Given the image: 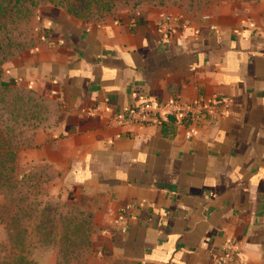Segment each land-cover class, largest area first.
I'll list each match as a JSON object with an SVG mask.
<instances>
[{
  "label": "crops",
  "instance_id": "crops-1",
  "mask_svg": "<svg viewBox=\"0 0 264 264\" xmlns=\"http://www.w3.org/2000/svg\"><path fill=\"white\" fill-rule=\"evenodd\" d=\"M37 22L36 44L1 80L56 108L17 158L47 166V192L91 213L85 264H211L227 242L264 264V0L144 6L100 22L49 4ZM172 99L217 109L189 139L171 116L111 121Z\"/></svg>",
  "mask_w": 264,
  "mask_h": 264
},
{
  "label": "trees",
  "instance_id": "trees-1",
  "mask_svg": "<svg viewBox=\"0 0 264 264\" xmlns=\"http://www.w3.org/2000/svg\"><path fill=\"white\" fill-rule=\"evenodd\" d=\"M209 1L211 0H197V2H194V8H192V6H189L192 3L185 5L183 4V0H138L132 4L131 10L144 6H162L168 4H177L183 9L188 10L187 6L191 9H196ZM42 2H48L50 5L62 8L69 14L84 21L100 22L116 13L113 9L116 7L117 0H0V32L7 27L11 19L17 18L21 20ZM64 2L67 4L65 8L63 7ZM91 8H95L99 13L92 20V17L89 16ZM3 35L7 36L6 34ZM1 36L2 34L0 35V103L3 104L1 108L6 109L9 117L5 120L2 119L0 122V194L3 198V203L0 204V221L3 222L4 227L10 230V241L7 248H4L0 244V264H34L27 256L29 250L25 245L27 229L25 228L24 222L29 223L31 220L35 221V229L40 232V236L43 235V241L46 242L49 235L45 232V222L47 220L51 222L57 211L56 208L51 210L48 202L40 206V201H36L35 197L30 198L28 196L30 193L28 188L38 187L37 194L41 195L42 192L39 185L43 183V180H45L44 183H49L52 176L47 175L46 177L44 175V178H42L41 173L31 172L44 170L43 172L51 173L44 164L43 166L45 167H40V169L31 167V169L19 172L17 166V151L19 147L29 144L33 133L37 129L46 127L41 118L30 122L29 120L32 114L30 116L27 115L26 112L29 113V109L25 111L22 105L32 101L35 103L32 107L35 109L38 107V103L48 102L45 99L38 98L33 91L21 87L17 90L2 82L1 75L5 64L22 51L31 47L14 54V52L8 51L9 48L6 47L9 44L8 38L7 42H4ZM22 91L29 94V96L24 97ZM19 118L22 121H18ZM10 122L12 123L10 124ZM18 126L26 128L24 131L21 130L19 132V136L15 137L13 131ZM14 138L17 139L14 141ZM56 200L59 201L60 198L57 196ZM70 209L76 211L79 217L81 216L80 222L83 223L75 222L74 217L68 220H62L64 229L71 225L74 231L63 233L60 239L69 241L71 237L75 236V239L78 238V240L84 243L85 251L86 249L89 251L91 249L90 236L93 231L91 213L75 205H72ZM3 216H5L6 220ZM71 252L68 250L66 243H63L57 255L59 262L67 263L71 259L69 257V253Z\"/></svg>",
  "mask_w": 264,
  "mask_h": 264
},
{
  "label": "rangeland",
  "instance_id": "rangeland-1",
  "mask_svg": "<svg viewBox=\"0 0 264 264\" xmlns=\"http://www.w3.org/2000/svg\"><path fill=\"white\" fill-rule=\"evenodd\" d=\"M57 1V0H56ZM72 1V0H70ZM138 0H117L116 7L113 9L117 14L120 11L123 10H131L132 4L136 3ZM159 1V0H156ZM191 1V2H190ZM194 2H197V0H183V4L189 5V3H192L189 6H192L194 8ZM48 2H42L37 7L33 8L32 11L27 14L25 17H23L21 20H18L17 18H13L8 22V25L6 28H4L0 35L2 34L1 38L2 41L7 42V38L9 40V44L6 46L8 51L17 53L20 50L32 47L37 42V36H38V22H37V11L40 6L42 5H49ZM66 3L64 2L63 7H66ZM200 7V6H199ZM188 8V11L193 10L191 8ZM196 8V7H195ZM138 9V8H137ZM134 10V9H133ZM98 12L95 10V8H91L89 11V16L94 19L96 16H98ZM8 31V32H7ZM3 34H6L7 36H4ZM10 54V53H9ZM15 89L19 90L20 87L13 86ZM22 94L24 97H28L29 94L22 91ZM35 104L34 102L30 101L28 103H25L22 105V108L27 111L29 109V113L26 112L27 115L30 116V122H34L41 118L43 120V123L45 126L51 125L52 121L54 120V116L56 114V108L46 102L38 103V107L33 109L32 105ZM3 104L0 103V122L1 120L7 119L9 116L7 115L6 109L1 108ZM32 110L34 111L32 113ZM18 121H22L20 118ZM12 122H10L11 124ZM26 127L18 126L14 131L13 134L15 137L19 136V132L21 130L24 131ZM17 138H14V141ZM20 148V147H19ZM17 166L19 172L25 171L27 169H31V167L35 169H40L45 167L43 164L40 163H29V164H21L18 161L17 158ZM44 171V170H43ZM43 171H31L32 173H41L42 178H44V175L47 177L52 176V173L43 172ZM46 173V174H45ZM45 180H43V183L39 185V188L42 192V194H37L38 187L34 188H28L30 190V193L28 196L30 198H34L36 201H40V206L44 205L45 202H48L51 206V210L56 208V214L53 216L52 221H46L45 222V232L49 235V238H47L46 242L43 241L44 237L43 235L40 236V232L37 231L34 227L36 224L35 221H30L29 223H25V228L27 229V237L25 241V245L29 250L28 257L34 264H85V261L87 259V255L89 254L90 250L85 251L84 243L81 240H78V238L75 239L74 237H71L69 241L61 240L60 236L63 233L66 232H73V226H69L68 228L64 229V226L62 224V220H68L69 218L74 217V221L77 223H83L80 222L79 215L76 214V211H72L70 208L73 205L69 201H62L61 199L59 201L56 200V195L50 194L46 190V185L48 183H44ZM47 195V197H45ZM3 203L2 195L0 194V204ZM65 204V205H64ZM75 205V204H74ZM60 215V217H59ZM5 218V216H3ZM6 220V218H5ZM10 230L6 227H4L3 222L0 221V244L7 248L9 246V232ZM63 243H66V246L68 250L72 251L69 253V257L71 259L67 263L59 262V259L57 258L59 249L63 246ZM5 250V249H3Z\"/></svg>",
  "mask_w": 264,
  "mask_h": 264
},
{
  "label": "built area",
  "instance_id": "built-area-1",
  "mask_svg": "<svg viewBox=\"0 0 264 264\" xmlns=\"http://www.w3.org/2000/svg\"><path fill=\"white\" fill-rule=\"evenodd\" d=\"M174 26V18L167 13L159 17L158 30L166 34ZM216 110L217 107L213 102L209 106L201 104L183 103L178 99H172L166 103L142 102L139 105H132L123 113H115L111 116V121L120 126L133 124H157L161 120L172 116L178 121V124H188L185 138L189 139L195 134L194 124L199 121L203 113L210 110ZM93 109L92 113H96ZM193 124V125H191ZM211 264H252L239 250L234 242H227L223 245L219 255L212 259Z\"/></svg>",
  "mask_w": 264,
  "mask_h": 264
}]
</instances>
